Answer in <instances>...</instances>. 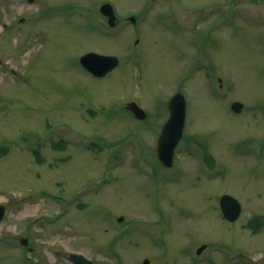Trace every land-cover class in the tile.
Returning <instances> with one entry per match:
<instances>
[{
	"label": "rangeland",
	"instance_id": "374dc122",
	"mask_svg": "<svg viewBox=\"0 0 264 264\" xmlns=\"http://www.w3.org/2000/svg\"><path fill=\"white\" fill-rule=\"evenodd\" d=\"M222 3L185 31L165 20L172 0H0V264H72L70 252L92 264H264V0ZM88 51L119 65L94 77L79 64ZM177 91L186 120L165 168L157 139ZM131 99L145 120L123 108ZM86 190L83 209L58 196ZM223 193L241 204L236 221L221 214Z\"/></svg>",
	"mask_w": 264,
	"mask_h": 264
},
{
	"label": "water",
	"instance_id": "95a60500",
	"mask_svg": "<svg viewBox=\"0 0 264 264\" xmlns=\"http://www.w3.org/2000/svg\"><path fill=\"white\" fill-rule=\"evenodd\" d=\"M101 12L108 17V23L115 25L116 17L112 6L109 3H104L101 8ZM81 64L90 72L96 76H103L115 66H117L119 59L114 55H104L96 52H89L80 57ZM128 108L133 110L135 115L139 118H144L145 113L134 102L127 105ZM170 115L168 120L162 127L158 138L157 154L161 163L170 167L172 165L174 149L178 144L184 127L185 113H186V101L184 96L177 92L171 97L168 102ZM232 109L239 111L242 107V103L233 102ZM205 160L212 166L214 160L212 156H206ZM222 214L230 221L235 220L241 211V205L236 198L229 194H224L219 200ZM4 213V208L0 206V219ZM202 248V247H201ZM201 248L198 250L200 251ZM74 260L79 263L80 256L72 255ZM78 259V260H77ZM81 262V261H80ZM148 259L143 260V264H147Z\"/></svg>",
	"mask_w": 264,
	"mask_h": 264
},
{
	"label": "flooded vegetation",
	"instance_id": "af4514ba",
	"mask_svg": "<svg viewBox=\"0 0 264 264\" xmlns=\"http://www.w3.org/2000/svg\"><path fill=\"white\" fill-rule=\"evenodd\" d=\"M178 1V0H176ZM166 20L168 21H171V23L174 24V26L176 28H180V27H184V24L181 23V18H180V14L177 12V13H172V14H168L167 17H166Z\"/></svg>",
	"mask_w": 264,
	"mask_h": 264
},
{
	"label": "trees",
	"instance_id": "16d2710c",
	"mask_svg": "<svg viewBox=\"0 0 264 264\" xmlns=\"http://www.w3.org/2000/svg\"><path fill=\"white\" fill-rule=\"evenodd\" d=\"M261 225V217L260 216H254L250 218L246 226L253 229V232H256L258 229V226Z\"/></svg>",
	"mask_w": 264,
	"mask_h": 264
}]
</instances>
